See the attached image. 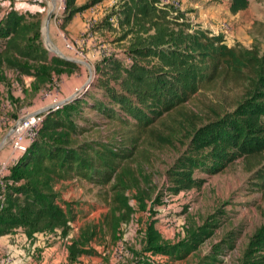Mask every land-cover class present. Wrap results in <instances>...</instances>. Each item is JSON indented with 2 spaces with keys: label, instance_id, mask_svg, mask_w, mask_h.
<instances>
[{
  "label": "trees",
  "instance_id": "16d2710c",
  "mask_svg": "<svg viewBox=\"0 0 264 264\" xmlns=\"http://www.w3.org/2000/svg\"><path fill=\"white\" fill-rule=\"evenodd\" d=\"M247 7L248 0H230L228 9L235 14ZM28 16L13 7H7L3 13L0 11L2 77L3 72L5 76V70L9 69L36 77L38 72L45 74L68 63L56 57L47 59L48 53L38 40L42 25L40 16ZM166 23H161L159 28L164 35L168 30ZM187 36L180 37L175 43L177 46L185 45L190 53V65H178L183 68L176 80L182 94L175 95L154 118L131 121L132 117H122L126 115L120 114L125 112L134 115L135 108L131 106L128 110L123 104L125 99L121 97L125 93L118 91L116 86L107 87L108 104L97 100L96 104L88 105L106 119L103 124L107 134L101 132V125L91 123L89 130L99 129V138L80 139L83 130L73 118L80 117L78 108L84 103L82 100H73L45 114L38 137L10 168L9 177L22 182L16 187L6 188L5 206L0 210V236L17 228L23 229L27 235L59 228L65 230L71 217V204L61 203L67 208L63 209L57 203L54 188L59 182L77 179L104 190L107 211L98 224L86 223L83 226L80 240L70 246V255L85 253L86 250L79 246H86L94 237L107 236L112 242L120 225L129 220L132 212L126 192L135 189V194H138L142 192V184L148 186L146 191L154 188L152 175H146L143 169L145 165L152 164L150 150L161 140L169 142L179 136L189 140L190 146L195 147L191 150L197 154L206 152L205 156H212L217 161L241 158L243 170L252 175L253 184L264 200V53L261 54L256 46H228L219 35L209 36L203 30ZM159 40L161 43L165 41L163 38ZM166 44L171 45L170 48L175 46L165 41L161 44V52H165ZM177 52L170 50L172 56L178 55ZM38 53L45 54V57H37ZM24 62L35 64L29 67ZM125 73L132 74V71L126 70ZM129 76L142 80L140 72ZM115 80L124 84V79ZM205 92L209 94L205 95ZM200 97L207 101H201ZM112 104L118 105L119 112L114 113ZM157 120L163 122L166 133L159 134L154 124ZM199 158L183 161L188 168L186 173H168L177 188L187 187L190 183L191 172ZM155 238L148 236L147 243ZM200 239L199 234L193 232L177 245H170L161 241L159 236L155 246L148 250L159 251L160 255L170 258H181ZM263 261L264 226L251 237L240 264H262Z\"/></svg>",
  "mask_w": 264,
  "mask_h": 264
},
{
  "label": "rangeland",
  "instance_id": "374dc122",
  "mask_svg": "<svg viewBox=\"0 0 264 264\" xmlns=\"http://www.w3.org/2000/svg\"><path fill=\"white\" fill-rule=\"evenodd\" d=\"M27 3L45 7L42 12H37V7L21 12L27 15V18L30 14H37L43 23L46 12H49L52 5V0L28 1ZM196 9L198 8L190 6L183 12L179 11L178 14H169L167 19L162 18L159 14V19L167 22L168 29L166 35L159 30V38H163L175 46L170 48L171 45L166 44L163 48L165 52H161L163 51L160 50L161 44L165 41L161 43L159 40V62L155 59L157 54L144 53V57L147 58L142 57L143 55L135 57L136 66L133 65L129 68L132 74L125 73L121 68L110 72L111 66L105 61H101L99 65L93 67L94 64L87 63L85 52L81 57H74L63 47L56 45H52V49L49 50L45 42L42 24L38 32V40L42 49L44 48L47 53L55 56V50H58L69 58L86 62L89 68L84 64L67 61L68 63L57 66L56 70L45 74L38 72L36 77L13 69L5 70V76L4 72L3 77L0 75V150L7 151L8 149L9 151L8 135L26 114L35 112L33 110L38 107L45 109L57 104L76 93L78 96L74 100L79 99L84 102L78 108L80 117L73 118L74 122L83 130L81 140L100 137L99 129L89 130L91 123L101 125L103 134L108 133L103 124L106 119L88 107V105L96 104L97 100L109 103L107 87L116 86L118 91L124 92L125 95L121 96L125 99L124 102L122 101L123 104L128 110L131 106L135 108L134 115H130L129 112L118 113L121 116L126 115L122 117H132L131 121L154 118L157 111L163 110V107L175 95L182 94L183 90L176 82L181 75L180 71H183V68H179V63H183L184 66L191 63L188 60L189 51L183 44L177 46L176 40L180 37H188L187 35H191L194 31L199 33L200 30L206 31L209 36L211 34L217 36L212 30L209 31L204 27L203 17H200L199 9ZM239 17L247 24L232 34H230L231 29L224 26L225 22L218 23V28L223 30L219 31L221 40L227 42L231 47L250 48L256 46L263 54L264 0H249V7L240 13ZM29 20L31 21L30 18ZM160 22L163 23L159 21V28ZM51 44L53 43L51 42ZM171 49L179 51L178 55L172 56ZM107 53L105 51L101 57L106 59ZM40 55L45 57L43 53H38L37 57ZM34 64L30 62L26 65L32 67ZM139 72L142 77L140 81L136 80L135 76H129L137 75ZM28 77L31 79L28 80ZM115 78L124 79V84ZM62 88L65 90L66 96L62 94ZM48 90L55 91L53 97L44 96ZM204 94L208 95L209 93L205 92ZM204 99L200 97L201 101ZM112 107L115 109L114 113L119 112L117 104H112ZM162 123L158 120L154 123L160 135L167 132V128ZM194 148L190 146L189 140L179 136L169 142L161 140L154 149L150 150L153 155L150 157L152 164L145 165L143 169L148 173L146 175H152L154 188L146 191L148 186L142 184L140 187L142 192L135 194V189L126 192L128 204L132 210L129 220L120 225L115 240L111 242L109 239V244L106 243L108 247L105 246L106 256H109L112 264H161L159 251L148 250L155 246L159 236L161 241L177 245L193 232L199 234L201 239L196 241L195 247L191 248L190 252L195 251V254L186 263L185 260L181 263L220 264L225 262V264H237L236 262H240L251 237L264 226V200L261 199L260 193L253 184L252 175L243 170L241 158L217 161L212 156H205L206 152L197 154L198 152L191 150ZM198 157L201 158L191 172L190 183L187 187L177 188L178 186L170 181L168 173H174V171L186 173L188 168L184 166L183 161L191 158L198 159ZM10 173L11 171L6 176L7 189L16 187L22 182L11 179ZM70 186H72V190ZM54 190L57 194V203L60 205L66 202L67 205L71 204L72 208L75 205L87 206L91 212H95L94 217L107 211L104 190L88 181L68 179L57 183ZM62 206L64 205L62 204ZM64 207L66 208V206ZM86 211L87 209H85ZM69 215L71 216V214ZM148 236L157 238L148 244ZM252 256L259 257V255ZM103 257L101 256V258ZM207 257L210 258L206 260ZM103 261L105 260L103 259Z\"/></svg>",
  "mask_w": 264,
  "mask_h": 264
},
{
  "label": "crops",
  "instance_id": "0c3cea01",
  "mask_svg": "<svg viewBox=\"0 0 264 264\" xmlns=\"http://www.w3.org/2000/svg\"><path fill=\"white\" fill-rule=\"evenodd\" d=\"M178 1V7H165L159 5V0H68V13L61 30L71 41H79L83 38L82 47L87 57V63L94 64L93 67H95L101 61H105L111 66L109 68L111 72L114 70L113 68L129 70L135 62V57L142 55L144 57V53L147 54V51L150 54H157L155 59L159 62V21H162L161 18L159 19V14L161 16L165 14V19H167L169 14H178L179 11L183 12L190 6L197 7L200 17H203L204 27L217 35L223 31L218 28V23L221 21L225 22L224 26L227 29H231L230 34L234 31L238 32L241 27L247 24L241 21L239 16L249 7V0L248 7L235 14L229 12L230 0ZM3 6L2 9H7L8 2L3 3ZM12 7L19 13L36 7L38 8L37 12H42V9L45 8L27 2L15 3ZM47 14L48 12H46V16ZM48 35L53 45L63 47L59 29L52 23L49 24ZM224 43L227 44L225 41ZM227 45L229 46V44ZM105 51L108 52L107 58L103 59L101 55L105 54ZM52 57L57 58L55 55L47 54L48 60ZM27 79L30 80L31 77ZM62 89V94H65V90ZM42 108L38 107L33 111H40ZM8 154V149L7 151L0 150V160L7 158ZM72 186H70L71 190ZM64 206L61 205L63 209H65ZM85 209H87L86 212ZM94 214L95 212H91L87 206L75 205L73 208L71 207V217L66 223L65 230L59 228L27 235L23 229L17 228L10 233L1 235L0 264H112L109 256H106L105 246L107 248L106 243L109 244L107 236L104 238L94 237L86 246H79L80 249L86 250L85 253L70 255V246L73 242L80 240L83 226L86 223L98 224L97 222L104 212L97 217H94ZM194 254L195 251L189 252L188 255L186 254L187 256L185 255L186 257H181H185L184 259L170 258L168 255L159 254V260L161 264L164 262L165 264L167 262L169 264H184L181 262L185 260L186 263ZM101 256L104 257L101 258ZM236 263L240 264V262ZM220 264H225V262Z\"/></svg>",
  "mask_w": 264,
  "mask_h": 264
},
{
  "label": "built area",
  "instance_id": "2783aa9c",
  "mask_svg": "<svg viewBox=\"0 0 264 264\" xmlns=\"http://www.w3.org/2000/svg\"><path fill=\"white\" fill-rule=\"evenodd\" d=\"M40 1V0H0V8H3V3L8 2V7L15 3ZM159 4L165 7H178V0H159ZM5 9H0L4 11ZM51 11L50 23L59 29L60 39L63 43V48L69 51L74 57L83 56V38L79 41H71L69 37L61 30L64 20L68 13V0H55L54 6L49 9ZM55 91L48 90L45 97L54 96ZM46 99V98H44ZM55 105V104H53ZM58 108H54L56 110ZM43 110V109H42ZM38 111L26 114L20 121L12 128L7 138V145L9 146V155L6 159L0 160V210L5 206V192L7 188L6 176L10 172V168L15 165L19 158L24 155L29 146L38 137L39 129L42 125L45 113L36 114Z\"/></svg>",
  "mask_w": 264,
  "mask_h": 264
},
{
  "label": "water",
  "instance_id": "95a60500",
  "mask_svg": "<svg viewBox=\"0 0 264 264\" xmlns=\"http://www.w3.org/2000/svg\"><path fill=\"white\" fill-rule=\"evenodd\" d=\"M54 3H55V0H52V6H54ZM50 19H51V11L48 12V14L46 16V19H45V21L43 23V29H44V35H45V42L47 43V48L49 50H51L52 48H49L48 43L50 45H53V44H51V42L49 40V35H48V28H49V24H50ZM55 52H56V56L57 57L65 60V61L74 62V63H78V64H84V65H87L88 66V64L86 62H84V61H78L76 59L69 58V57L65 56L63 53H61L58 50H55ZM77 96H78L77 93L76 94H73L71 97H68V98L62 100L61 102H59V103H57L55 105H51V106H49V107H47V108H45L43 110L38 111L36 114H43L45 112L52 111L54 108H60V107H62L64 105H66L67 103L73 101Z\"/></svg>",
  "mask_w": 264,
  "mask_h": 264
},
{
  "label": "bare ground",
  "instance_id": "6f19581e",
  "mask_svg": "<svg viewBox=\"0 0 264 264\" xmlns=\"http://www.w3.org/2000/svg\"><path fill=\"white\" fill-rule=\"evenodd\" d=\"M48 46H49L50 48H52V45H50L49 43H48Z\"/></svg>",
  "mask_w": 264,
  "mask_h": 264
}]
</instances>
